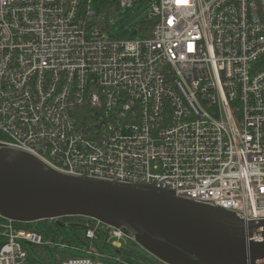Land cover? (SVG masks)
I'll return each mask as SVG.
<instances>
[{
    "label": "built area",
    "instance_id": "obj_1",
    "mask_svg": "<svg viewBox=\"0 0 264 264\" xmlns=\"http://www.w3.org/2000/svg\"><path fill=\"white\" fill-rule=\"evenodd\" d=\"M93 4L0 0V150L264 221V0H152V35L127 39ZM59 221L0 215V264H39L29 246L42 264L139 259L126 229Z\"/></svg>",
    "mask_w": 264,
    "mask_h": 264
},
{
    "label": "water",
    "instance_id": "obj_2",
    "mask_svg": "<svg viewBox=\"0 0 264 264\" xmlns=\"http://www.w3.org/2000/svg\"><path fill=\"white\" fill-rule=\"evenodd\" d=\"M0 215L24 223L90 218L126 229L166 264H258L264 258V221L246 225L191 200L58 174L7 148L0 150Z\"/></svg>",
    "mask_w": 264,
    "mask_h": 264
},
{
    "label": "rangeland",
    "instance_id": "obj_3",
    "mask_svg": "<svg viewBox=\"0 0 264 264\" xmlns=\"http://www.w3.org/2000/svg\"><path fill=\"white\" fill-rule=\"evenodd\" d=\"M97 1V0H96ZM152 0H131L130 7L126 9H122L120 13L117 15H112L109 20V28H108V34L112 38L117 39H127L132 35V33L139 27L141 20L144 16L151 13L150 9V2ZM94 10L96 12L99 11V6L96 5V2L94 0ZM137 38H140L141 35L135 36ZM35 226H37L40 230L48 233L49 236L54 235V227L53 231L51 232L48 223L43 222H36ZM69 233L70 236H73V231L66 227L64 229V236H66ZM122 243H127L128 246L133 250H135L137 253H139L142 258H144L146 261H152L156 262V258L148 251L143 249L135 240L133 241H127L123 240ZM49 248V247H48ZM27 251L33 255V257L39 262V264L43 262V259L37 256V252L34 250L33 247H27ZM49 251L50 248H49ZM69 254L71 253L73 256H76V252L68 251ZM139 259L134 258L130 259L133 264H148L146 261H140ZM142 260V259H141ZM32 260H30V263Z\"/></svg>",
    "mask_w": 264,
    "mask_h": 264
},
{
    "label": "trees",
    "instance_id": "obj_4",
    "mask_svg": "<svg viewBox=\"0 0 264 264\" xmlns=\"http://www.w3.org/2000/svg\"><path fill=\"white\" fill-rule=\"evenodd\" d=\"M96 4H97V6H99V11H100V13L103 14L105 24H107V26H108V22H109L108 19L110 17H112V15H114V14L116 15L117 12L119 11L118 1L117 0H97ZM152 27H153V23L151 21L142 20L138 29L140 31L141 30L143 31L144 36L150 37L152 35V33H151L152 29H153ZM89 221L92 222V219H90V218L87 219V218L80 217V216L63 217V218H60V221H59L60 224H58L57 226L59 228L61 225L67 224L68 227L72 231L80 232ZM124 253L127 255H130V256H136V257L142 258V256L139 253H137L134 249L132 250L131 248H130V251L124 252ZM41 255H42V252H41ZM64 256L67 258V257L72 256V254L67 253ZM150 262H152V261H150Z\"/></svg>",
    "mask_w": 264,
    "mask_h": 264
}]
</instances>
